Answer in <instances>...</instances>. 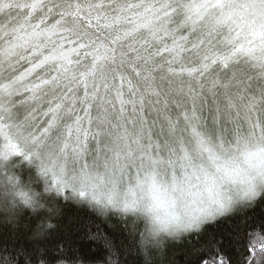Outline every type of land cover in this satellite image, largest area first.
<instances>
[{
    "label": "snow or ice",
    "instance_id": "snow-or-ice-1",
    "mask_svg": "<svg viewBox=\"0 0 264 264\" xmlns=\"http://www.w3.org/2000/svg\"><path fill=\"white\" fill-rule=\"evenodd\" d=\"M254 151L264 152V0H0V169L21 156L44 181L32 192L7 177L0 264H50L44 221L60 208L49 195L118 218L90 233L107 264H264ZM237 157L248 167L235 196L153 215L171 238L145 246L133 216L152 213L142 201L158 175L175 183L178 168ZM56 256L84 264L65 241Z\"/></svg>",
    "mask_w": 264,
    "mask_h": 264
},
{
    "label": "clouds",
    "instance_id": "clouds-1",
    "mask_svg": "<svg viewBox=\"0 0 264 264\" xmlns=\"http://www.w3.org/2000/svg\"><path fill=\"white\" fill-rule=\"evenodd\" d=\"M249 159L251 164L260 163L264 161V152L257 153L254 151ZM204 163L205 170L196 169L193 171L192 169H186L182 171L178 168L175 183H173L170 175L166 173L156 177L155 188L152 189L150 195L146 194L142 201V206L148 204L153 206L152 213L139 211L133 216V219L140 224L146 247H151L156 242L163 243V237L171 238L170 234L156 230L152 219L153 215L167 221L174 214L183 216L195 204H206L221 196H235L242 189L243 184L241 182L245 178L243 170L248 167V164L242 158L237 157L235 161L218 159L214 162H208L205 160ZM37 173L40 176L38 170ZM9 175L13 176L25 191L30 189L32 192H36L31 184L21 180L19 175L0 169V211L11 208L12 197L6 194L7 189L10 187L7 183ZM232 181H236V183H232ZM145 190L147 193V183ZM139 196L140 193H138ZM44 223L48 228L55 227L53 219H46ZM98 264H103V262H98Z\"/></svg>",
    "mask_w": 264,
    "mask_h": 264
},
{
    "label": "trees",
    "instance_id": "trees-1",
    "mask_svg": "<svg viewBox=\"0 0 264 264\" xmlns=\"http://www.w3.org/2000/svg\"><path fill=\"white\" fill-rule=\"evenodd\" d=\"M5 170L19 175L21 180L30 183L36 191H43L44 181L37 173L35 162L29 164L23 157L13 156L5 162ZM47 198L60 208L59 215L50 217L54 220L55 227L47 229L48 237L44 256L50 264H54L57 258L56 245L61 241L67 243L70 259L78 257L84 264H98V262L107 264L108 250L98 241L91 239L90 233L107 234L111 232L118 218L111 214L106 217L87 205H79L73 200H64L52 195ZM40 215L47 216V213L42 210ZM8 227L4 226V230L7 231ZM207 227L219 231L227 228V224L221 223ZM116 236V242L120 243L121 234L117 233ZM116 258L113 257V259Z\"/></svg>",
    "mask_w": 264,
    "mask_h": 264
}]
</instances>
